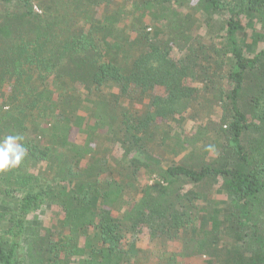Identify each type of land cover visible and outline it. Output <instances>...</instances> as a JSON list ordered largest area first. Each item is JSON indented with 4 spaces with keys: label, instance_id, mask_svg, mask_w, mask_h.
I'll use <instances>...</instances> for the list:
<instances>
[{
    "label": "trees",
    "instance_id": "trees-1",
    "mask_svg": "<svg viewBox=\"0 0 264 264\" xmlns=\"http://www.w3.org/2000/svg\"><path fill=\"white\" fill-rule=\"evenodd\" d=\"M9 135L0 264H264V0H0Z\"/></svg>",
    "mask_w": 264,
    "mask_h": 264
},
{
    "label": "rangeland",
    "instance_id": "rangeland-1",
    "mask_svg": "<svg viewBox=\"0 0 264 264\" xmlns=\"http://www.w3.org/2000/svg\"><path fill=\"white\" fill-rule=\"evenodd\" d=\"M193 3L195 5V2L194 1H192V3H190V4L193 5ZM196 6H198V5H196ZM259 27H261V26L259 25ZM117 91H118V89L115 87L114 92H117ZM133 105H134V107H140V108H142L144 106L141 103V101L139 100V97L138 96L135 97L134 102H133ZM216 113H217V111H216ZM216 113H214L213 116H211L209 120H213L214 122H218V120H219V113H217V114ZM209 120L205 119L198 111H193L192 113L190 111L189 115L186 118V122H184V129L188 133L193 134L194 132H196V129L198 127L197 126L198 124H200V123H206ZM105 128L106 127L100 128L99 132H101V133L104 132L106 130ZM207 134H208V130H205L201 134V136L204 137ZM76 137H78V134L76 132H74L73 133V138H76ZM122 151H123V149H120L119 151H116L115 150L116 155L114 156V160H116V158H118L120 156V153ZM187 154L188 153L185 152L184 155H182L180 161H183ZM140 181L142 183H147L148 182V176L145 173H142L141 174V177H140ZM130 202H131V200H130ZM128 204H129V202H128ZM119 214L117 213L116 215H119ZM38 217H39V221H41L43 223V226H46L45 228H50V229H53V230H58L59 229L58 228V222L63 218V213L61 212V210L59 208L52 207V208H49L46 211H40V212H38L36 214H32L30 216V219H34V218H38Z\"/></svg>",
    "mask_w": 264,
    "mask_h": 264
},
{
    "label": "clouds",
    "instance_id": "clouds-1",
    "mask_svg": "<svg viewBox=\"0 0 264 264\" xmlns=\"http://www.w3.org/2000/svg\"><path fill=\"white\" fill-rule=\"evenodd\" d=\"M22 139L23 137L18 135H9L0 142V172L21 165L27 153V149L18 143Z\"/></svg>",
    "mask_w": 264,
    "mask_h": 264
}]
</instances>
